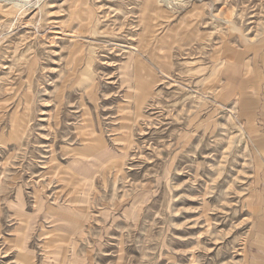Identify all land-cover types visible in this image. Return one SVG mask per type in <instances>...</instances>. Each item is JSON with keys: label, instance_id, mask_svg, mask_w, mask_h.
<instances>
[{"label": "rangeland", "instance_id": "rangeland-1", "mask_svg": "<svg viewBox=\"0 0 264 264\" xmlns=\"http://www.w3.org/2000/svg\"><path fill=\"white\" fill-rule=\"evenodd\" d=\"M0 264H264V0H0Z\"/></svg>", "mask_w": 264, "mask_h": 264}, {"label": "bare ground", "instance_id": "bare-ground-1", "mask_svg": "<svg viewBox=\"0 0 264 264\" xmlns=\"http://www.w3.org/2000/svg\"><path fill=\"white\" fill-rule=\"evenodd\" d=\"M197 7L198 6L195 5L193 7L192 11L190 12V14H188L187 18H185L183 21L181 20L182 23L180 24L181 26L179 28L176 27L174 29L169 30L171 33L167 34V38L170 42L189 41V40L193 39V36H195L196 32L193 29L190 30L189 26H190V22L192 21L194 16L198 14ZM179 29H182V31H180ZM160 55H161V56H159V57H161L160 61L166 60V55H164V54H160ZM147 80L148 79L145 77H140L138 83L141 82V83H143V85H145ZM82 203H84V200L77 203V204L80 207V206H83Z\"/></svg>", "mask_w": 264, "mask_h": 264}]
</instances>
